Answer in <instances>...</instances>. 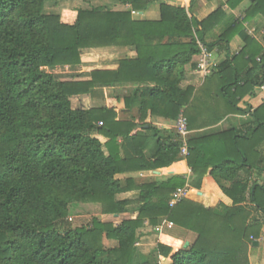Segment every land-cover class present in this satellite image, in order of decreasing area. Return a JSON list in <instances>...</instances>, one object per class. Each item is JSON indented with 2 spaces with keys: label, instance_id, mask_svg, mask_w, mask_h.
I'll return each instance as SVG.
<instances>
[{
  "label": "trees",
  "instance_id": "16d2710c",
  "mask_svg": "<svg viewBox=\"0 0 264 264\" xmlns=\"http://www.w3.org/2000/svg\"><path fill=\"white\" fill-rule=\"evenodd\" d=\"M58 1L0 0V264H158V257L171 264H249L251 238H259L264 224L256 218L264 216V185L251 180L264 174V156L256 151L264 143V104L242 129L188 141L185 162L192 176L210 177L230 201L214 207L185 198L170 208L171 194L185 185L181 176L138 187L135 200H119L133 187L118 175L171 166L180 160V143L177 135L174 141L160 138L150 125L149 136L135 137L137 124L116 121V111L138 109L140 126L151 117L175 122L192 101L193 90L180 84L200 43L223 58L209 77L227 109L241 114L239 100L264 84L263 47L236 21L207 42L230 18L218 8L197 20V0H188L187 9L158 3L156 22L135 21L131 11H146L158 0H109L129 11H46ZM243 1L230 0L229 8ZM259 15L264 0H254L244 20ZM237 36L243 47L233 54L229 45ZM102 48L133 49L137 58L120 60L116 71L92 72L87 82L56 76L80 68L83 51ZM126 84L135 86L129 97L72 108L73 97ZM151 139L149 160L143 151ZM85 204L98 206L102 216L129 218L114 225L93 217L72 227L70 209ZM165 220L194 233V242L184 247L162 234L153 252L141 253V229Z\"/></svg>",
  "mask_w": 264,
  "mask_h": 264
},
{
  "label": "crops",
  "instance_id": "0c3cea01",
  "mask_svg": "<svg viewBox=\"0 0 264 264\" xmlns=\"http://www.w3.org/2000/svg\"><path fill=\"white\" fill-rule=\"evenodd\" d=\"M53 7H60V2ZM230 0H197L194 8L193 15L197 20L201 21L209 16L212 12L221 8L225 13L229 14L230 18L227 23H222L210 37L206 40L207 42L213 41L223 30V28L232 21L241 22L245 34L255 41L258 45L264 49V16L259 15L254 17L250 21H245V12L250 7V4L254 2L251 0H244L236 8H229ZM70 2H86L95 8H103L111 11H129L131 9L128 5H120L117 2L109 0H71ZM73 3H70V7H64L63 10L73 9ZM158 3H163L170 7L185 8L187 9L188 0H158L157 3L150 5L146 11L136 12L131 11L133 20L135 21H149L156 22L160 19V13L158 9ZM47 8V7H46ZM82 8V7H76ZM85 9V8H83ZM47 10V9H46ZM62 11V10H61ZM61 11H55L53 13H60ZM49 12V11H47ZM230 21V22H229ZM230 52L238 54L243 47L241 39L237 36L230 42ZM137 54L133 49L127 48H102V49H90L85 50L81 54V67L75 70L63 69L57 72L56 76L61 81H76V82H87L91 80L90 74L92 72H107L116 71L120 60H135ZM213 59L219 63L223 58L218 56L216 51L213 53ZM196 57L193 58L191 66H187L185 79L180 84L182 90L190 88L193 90V96L191 104L184 108L183 114L187 120L188 134L186 136V143L188 141L201 139L208 136H215L221 133L229 132L232 130L242 129L253 121V112L264 104V92L258 88L248 93L245 97L239 100L237 107L242 110L241 114H235L227 109L225 102L218 95V88L216 87V79H212L209 76L206 78L200 77L195 72ZM95 64L94 66H88V64ZM135 90V86L131 84L112 86L108 88H97L93 95H83L71 98V105L73 109H91L93 106H102L105 104V100L111 97L126 98L132 95ZM76 102V106L74 103ZM116 121L129 122L133 121L137 124L136 130L133 135L135 137L149 136L146 133L148 126L152 129L160 132V138H170L169 140L174 141L176 134L174 131V122L167 121L160 117H151L147 122V125L140 126L138 122V109L133 108L131 110H117ZM134 119V120H133ZM96 138L102 143H106L107 139L102 136H96ZM178 140V138H177ZM121 139L117 140L120 145ZM154 140L151 139L146 145L143 153L146 159L150 158L154 152ZM256 151L264 156V143L256 148ZM131 153V151H129ZM107 154V151H105ZM121 157L123 153L121 152ZM255 160V158H254ZM173 176H181L185 180V185L188 186L189 191L193 193L192 201L198 202L205 207H214L218 203L230 204V201L223 196L219 188L216 186L214 181L210 177H205L198 181L191 174V170L187 167L185 160H179L173 163L167 168H161L152 171H138L133 173H126L118 175L117 178L121 181L124 186H128L127 182L131 183V190L124 192L118 196L119 200H135L138 196V187L146 184L161 183ZM256 180L258 184L264 185V174L254 175L251 179ZM127 181V182H126ZM83 208H90L96 205H81ZM98 209V206H97ZM128 219L129 216L126 215ZM118 217L119 216H115ZM257 219H264V216L256 213ZM170 236L176 237L187 243L188 245L193 243L196 239V235L191 232H186L179 228H173ZM165 234V233H164ZM169 235V234H168ZM161 235H155L154 232L150 231L140 233L139 244L143 246L145 243L151 245L158 242ZM252 244L248 249V260L249 264H264V224L262 225L258 239H252ZM107 242V241H106ZM258 243L257 246H253V243ZM115 243L107 242V245L114 246ZM138 244V243H137ZM262 245V248L260 246ZM144 254L146 252L140 251ZM158 264H171L170 260L163 257H158Z\"/></svg>",
  "mask_w": 264,
  "mask_h": 264
},
{
  "label": "built area",
  "instance_id": "2783aa9c",
  "mask_svg": "<svg viewBox=\"0 0 264 264\" xmlns=\"http://www.w3.org/2000/svg\"><path fill=\"white\" fill-rule=\"evenodd\" d=\"M199 54L196 56L195 62V72L200 75L202 78L210 76L214 70L217 68L218 63L213 59L214 51H210L204 45L198 43ZM260 91L264 92V84L259 88ZM101 125V124H100ZM174 131L177 135L178 141L180 143V160L184 161L188 156V146L186 143V136L188 134V123L183 114V111L180 112L176 121L174 122ZM190 191L187 185L177 188L172 194L169 201V207L173 208L180 202H182L189 195ZM173 224L169 221H163L162 224L157 225L152 230L155 233L162 235L164 231L171 230Z\"/></svg>",
  "mask_w": 264,
  "mask_h": 264
},
{
  "label": "rangeland",
  "instance_id": "374dc122",
  "mask_svg": "<svg viewBox=\"0 0 264 264\" xmlns=\"http://www.w3.org/2000/svg\"><path fill=\"white\" fill-rule=\"evenodd\" d=\"M70 1L71 0H62L60 2V7L59 6L58 7L47 6V8H46L47 10L46 11H49V12L61 11V10H63L64 7H68L70 5V3H73V2H70ZM72 5H73L72 6L73 8H76V7H82V8L93 7V6H91L90 4H88L86 2H83V3L76 2V3H73ZM94 65H95L94 63L93 64H88V66H91V67L94 66ZM74 106H76V102L74 103ZM192 197H193V193L190 191L189 196L186 199L192 200ZM83 207H85V206L77 205L75 208L72 207L70 209V214H69L70 220L69 221H70L72 227L76 228V227L86 226V225L89 224V222L91 221V219L93 217H97V218H99L100 220H102L104 222H107V223L110 222V223H112L114 225H117V224H120L123 220H125L127 218L126 215H128V214H125V215H122L119 218L115 217V216H102L100 214L99 208L97 209V206H92V207H90L88 209L87 208H83ZM162 222L160 224H162ZM174 227L175 226L173 225V228ZM142 230L144 232H147V233L148 232L150 233V231L154 232V230H152L151 227H149V226L148 227L147 226L144 227L143 229H141V231ZM141 231H140V233H141ZM164 233L165 234H163V235H168L169 234V236H170L171 231H167L166 230V231H164ZM154 234L156 235L157 233L154 232ZM157 235L159 236V234H157ZM153 243L154 244H152V245H151V242L150 243H145L142 246V244L140 245L139 242H138V244H136V247L138 248V250L143 251V252L145 251L146 254H150L151 252H153V249L155 248V246L157 244V243L154 242V240H153ZM104 245L106 247L110 246V245H107L106 241H104ZM260 248H262V245L260 246Z\"/></svg>",
  "mask_w": 264,
  "mask_h": 264
},
{
  "label": "water",
  "instance_id": "95a60500",
  "mask_svg": "<svg viewBox=\"0 0 264 264\" xmlns=\"http://www.w3.org/2000/svg\"><path fill=\"white\" fill-rule=\"evenodd\" d=\"M251 1H253V0H251ZM257 245H258V243H256V242H255V243H253V246H257ZM187 246H188V244H187V243H185V244H184V247H187Z\"/></svg>",
  "mask_w": 264,
  "mask_h": 264
}]
</instances>
